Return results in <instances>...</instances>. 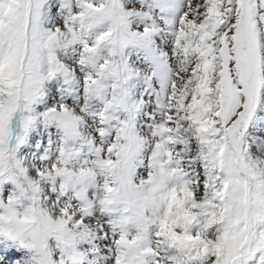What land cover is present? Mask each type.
Returning <instances> with one entry per match:
<instances>
[{"label": "snow or ice", "instance_id": "snow-or-ice-1", "mask_svg": "<svg viewBox=\"0 0 264 264\" xmlns=\"http://www.w3.org/2000/svg\"><path fill=\"white\" fill-rule=\"evenodd\" d=\"M0 264H264V0H0Z\"/></svg>", "mask_w": 264, "mask_h": 264}]
</instances>
